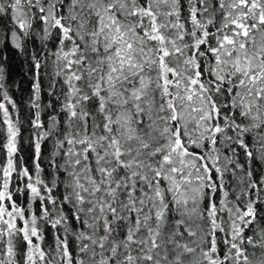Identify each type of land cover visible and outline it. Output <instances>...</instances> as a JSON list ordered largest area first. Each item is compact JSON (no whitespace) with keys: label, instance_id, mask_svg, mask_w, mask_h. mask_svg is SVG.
Instances as JSON below:
<instances>
[{"label":"snow or ice","instance_id":"snow-or-ice-1","mask_svg":"<svg viewBox=\"0 0 264 264\" xmlns=\"http://www.w3.org/2000/svg\"><path fill=\"white\" fill-rule=\"evenodd\" d=\"M0 264H264V0H0Z\"/></svg>","mask_w":264,"mask_h":264},{"label":"trees","instance_id":"trees-1","mask_svg":"<svg viewBox=\"0 0 264 264\" xmlns=\"http://www.w3.org/2000/svg\"><path fill=\"white\" fill-rule=\"evenodd\" d=\"M14 65H15V64H14ZM15 67H17V66H13V64H11V71H12V73H13L14 76L17 77L18 79L23 80L24 77H23L22 73L25 71V69H24L23 67H21V68L19 67V69L16 70Z\"/></svg>","mask_w":264,"mask_h":264},{"label":"rangeland","instance_id":"rangeland-1","mask_svg":"<svg viewBox=\"0 0 264 264\" xmlns=\"http://www.w3.org/2000/svg\"><path fill=\"white\" fill-rule=\"evenodd\" d=\"M12 64H13V66H17V67H15L16 70L19 69V67H20V68L22 67V62H21V60L15 58L14 56H13V58H12ZM14 64H15V65H14ZM13 75H14V74H13ZM22 81H23V83H24V86L27 87V80L23 79Z\"/></svg>","mask_w":264,"mask_h":264}]
</instances>
